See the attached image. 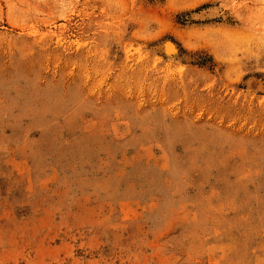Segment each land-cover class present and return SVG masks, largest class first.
<instances>
[{
  "label": "rangeland",
  "instance_id": "rangeland-1",
  "mask_svg": "<svg viewBox=\"0 0 264 264\" xmlns=\"http://www.w3.org/2000/svg\"><path fill=\"white\" fill-rule=\"evenodd\" d=\"M0 264H264V0H0Z\"/></svg>",
  "mask_w": 264,
  "mask_h": 264
},
{
  "label": "bare ground",
  "instance_id": "bare-ground-1",
  "mask_svg": "<svg viewBox=\"0 0 264 264\" xmlns=\"http://www.w3.org/2000/svg\"><path fill=\"white\" fill-rule=\"evenodd\" d=\"M212 11L214 12L213 9H212ZM210 12H211V11H210ZM201 13H203V12H201ZM196 16H197V15H196ZM196 16H195V17H196ZM205 16H207V15H205ZM199 17H204V16H203V14H200ZM165 48H166V50H167L168 52H174V51H175L174 45H172V44H170V43H166ZM252 84L256 85L257 87L262 86V83L259 82V80H258V81H255V82H252Z\"/></svg>",
  "mask_w": 264,
  "mask_h": 264
}]
</instances>
